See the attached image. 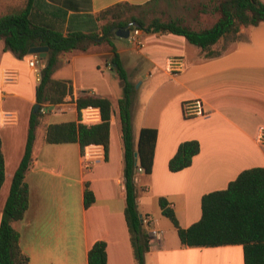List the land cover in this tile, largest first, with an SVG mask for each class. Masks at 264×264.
<instances>
[{"label":"crops","instance_id":"1","mask_svg":"<svg viewBox=\"0 0 264 264\" xmlns=\"http://www.w3.org/2000/svg\"><path fill=\"white\" fill-rule=\"evenodd\" d=\"M121 1L144 4L150 0H35V8L45 21L53 18L62 25L65 34L94 32L101 24L99 12ZM125 39L117 34L111 38L129 79L134 84L140 79L132 106L135 146L143 127L158 131L151 172L139 167L136 174L138 209L149 236L145 264H245L242 244L182 243L176 227L162 213L158 198H168L179 224L186 228L201 218L205 193L226 188L244 169L264 166V145L259 140L264 127V21L241 25L206 51L185 36L170 32L141 29L140 44L126 39L135 45L132 47ZM4 46L0 39V135L6 171L0 197L6 201L25 151L43 63L33 68V53L19 57ZM111 47L104 41L86 51L59 56L53 77L70 80L73 92L72 101L53 105L62 109L54 116L68 114L64 121L77 120L76 98L81 94L109 98V151L104 158L87 160L77 142L48 143L45 132L50 122L41 118L39 126H44L40 133L37 128L25 178L29 206L24 217L13 222L29 264H89V250L97 241L106 243L107 264H137L125 217L119 113L123 84L111 68ZM173 56L183 58L180 71L167 68ZM9 74L13 79H6ZM195 98L203 100L205 114L186 117L183 105ZM47 105L51 106L46 103L44 107ZM7 112L14 114L13 120L6 121ZM190 139L199 140V153L190 166L171 171L169 160L179 144ZM87 183L95 201L85 207ZM152 228L158 229L162 238H154Z\"/></svg>","mask_w":264,"mask_h":264},{"label":"trees","instance_id":"2","mask_svg":"<svg viewBox=\"0 0 264 264\" xmlns=\"http://www.w3.org/2000/svg\"><path fill=\"white\" fill-rule=\"evenodd\" d=\"M157 1L150 0L144 4L121 1L106 7L97 15L101 24L99 30L94 32L69 31L65 34L62 25L60 26L53 18L49 21L44 20L46 17L35 8V0H24L21 4L11 6L0 13V39L4 41L6 50H11L22 57L32 46L41 44L49 46L36 86V103H39L40 107L37 111L31 112L25 151L12 177L0 219V264H29V255L20 245V234L13 222L22 219L29 206V187L25 178L33 158V144L44 104L53 106L72 101L71 81L53 77L59 56L75 50L86 51L91 45L104 41L112 46L113 54L109 59L111 68L117 72L123 84L119 113L124 148L125 217L137 264H145V256L149 251V236L139 216L136 174L139 167L146 173L151 172L158 131L156 128L143 127L140 130L137 147L135 146L132 106L137 89L129 79L111 38L116 36L117 29L129 27V23L134 22L145 32L183 35L191 43L206 51L225 34L237 32L241 25H257L264 21L263 0H220L211 9L212 12L219 13L216 21L202 28L184 25L181 19L162 20L159 17L146 23L145 15L133 13L138 11L137 9L146 12L144 7ZM203 9L209 10L207 6ZM128 14L130 17L127 18ZM207 54L211 52L208 51ZM67 97L69 98L66 99ZM88 105L101 107L100 123L88 125L79 122L78 119L50 123L46 127L45 141L77 142L82 153L86 145L98 143L103 144L108 153L112 102L107 97L81 94L76 98L78 116L81 109ZM200 148L197 139L182 141L169 160V169L179 171L190 166ZM136 151L138 157L135 155ZM5 177V157L0 135V190ZM94 201V192L87 183L84 191L85 207ZM158 202L162 213L176 227L182 243L190 246L242 244L245 264H264V166L244 169L226 188L205 193L201 201V218L186 228L179 224L175 210L167 197L160 196ZM88 262L107 264L104 241L93 244L88 253Z\"/></svg>","mask_w":264,"mask_h":264},{"label":"rangeland","instance_id":"3","mask_svg":"<svg viewBox=\"0 0 264 264\" xmlns=\"http://www.w3.org/2000/svg\"><path fill=\"white\" fill-rule=\"evenodd\" d=\"M23 1L24 0H0V13L6 11L11 6L21 4ZM218 1L220 0H158L156 3L148 4L144 7L148 12H142V9H137L138 11L133 13L145 15L144 19L146 23H149L155 17H159L162 20L181 19L184 25L192 28H202L210 26L216 21L219 13L212 12L211 9ZM204 6H207L209 10L205 11L203 9ZM128 17H130V14L127 15V18ZM126 39L124 40L126 45L131 47L135 46L132 43H128ZM138 73L140 72L136 74ZM135 85L139 88L140 79L137 80ZM44 108L45 111L42 112V117H45L44 120L50 123L64 121L67 119L66 117H69L68 114L55 117L54 114H56L58 110L54 113L56 111L54 106L47 105ZM43 126L42 124L39 126V133L43 129ZM4 205L5 197L2 196L0 197V219L3 214Z\"/></svg>","mask_w":264,"mask_h":264},{"label":"built area","instance_id":"4","mask_svg":"<svg viewBox=\"0 0 264 264\" xmlns=\"http://www.w3.org/2000/svg\"><path fill=\"white\" fill-rule=\"evenodd\" d=\"M129 28H130V34L128 36V39L135 44H140L141 41L139 39V36L141 34V28L137 26L134 22L129 23ZM39 62H41L39 56L37 54H34V58L30 60V65L31 67L35 68ZM183 66H184V61L183 58L180 56L170 57L167 61V68L172 72L180 71L183 68ZM38 78L40 80V70L38 71ZM6 79L7 80L13 79L12 74L6 75ZM54 109L56 110L54 113H56L57 110L58 112H62L60 106L54 107ZM43 111H45V108L42 109V112ZM183 113L186 117L189 118L199 115H204L205 107L203 100L200 98H195L186 101L183 105ZM5 119L6 121L13 120L14 114L11 112H7L5 114ZM78 121L88 125L100 123L102 121L101 107L97 105H88L86 107H83L80 111V115L78 116ZM259 140L261 144L264 145V127L260 128ZM105 155H106V151L104 145L98 143H90L86 145L83 151V156L87 160L104 158ZM151 234L154 238H162L161 232L156 228L151 229Z\"/></svg>","mask_w":264,"mask_h":264},{"label":"water","instance_id":"5","mask_svg":"<svg viewBox=\"0 0 264 264\" xmlns=\"http://www.w3.org/2000/svg\"><path fill=\"white\" fill-rule=\"evenodd\" d=\"M116 34L120 37L128 38L130 34V28L126 27L124 29H117ZM48 51H49V46L45 44L35 45L29 49V53L37 54L42 63H44V60L47 57ZM39 107H40L39 103H36L34 105L33 110L37 111ZM135 155L136 157H138V151L135 152ZM139 216H140L141 222H143V215L140 213Z\"/></svg>","mask_w":264,"mask_h":264}]
</instances>
